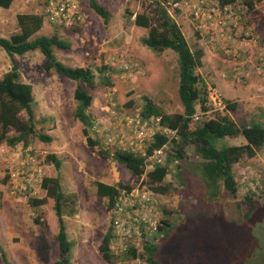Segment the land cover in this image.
Listing matches in <instances>:
<instances>
[{
	"label": "rangeland",
	"instance_id": "374dc122",
	"mask_svg": "<svg viewBox=\"0 0 264 264\" xmlns=\"http://www.w3.org/2000/svg\"><path fill=\"white\" fill-rule=\"evenodd\" d=\"M47 1L13 0L8 8H0V36L8 37L18 30L17 13L44 16ZM77 1L79 21L66 26L43 19L36 35L56 34L69 43L67 49L53 48L57 59L70 66H88L94 72L88 113L95 128H90L89 134L112 154L120 148L121 136L130 133L126 119L138 114L146 100L164 113L182 111L177 55L170 49L156 52L142 43L148 29L136 26L133 19L135 13L143 10V0H96L110 12L107 23L90 8L89 0ZM174 1L164 0L166 10L191 50L201 49L203 53L202 65L196 72L206 83L211 108L206 113L197 110L199 120L226 114L239 126L251 122L264 125V82L255 74L249 79L241 74L234 77L230 69L233 65L250 68L249 59L255 58L256 49H238L235 55L231 49L218 47L197 33L193 19ZM232 4L243 24V36L238 39L245 36L243 33L254 35L263 47L264 36L259 33L264 26V0L255 2L251 10L240 0ZM75 25L80 27L78 32L67 29ZM13 58L18 63L21 81L32 85L35 116L34 132L28 136L27 145H14L21 144L36 157L44 176L58 177L60 181L64 193L63 219L71 242L70 264H140L139 259L123 258V252L107 262L98 251L111 215L108 200L96 195L95 183L149 189L148 185L142 177L134 179L124 164L101 154L98 145L87 144L83 126L73 116L75 81L46 69L39 51ZM11 65V58L0 47V78ZM102 75L108 81H102ZM229 86L235 87L233 92ZM226 101L236 103L234 111L225 108ZM18 116L21 120L27 117L23 111ZM1 132L0 128V135ZM105 133L112 135L115 143L107 144ZM39 134L51 136V141L41 140ZM12 135L14 130H6V137ZM0 142L5 139L0 137ZM244 142L240 135L226 136L219 138L216 145ZM169 147L170 144L168 150ZM48 154L59 158L58 168L46 161ZM200 163L196 156L179 166L177 161H169L170 172L164 182L170 184V190L166 194L153 193L161 217L170 222L169 237L158 250L161 264H264V147L252 158L233 165L235 197L221 187L218 192L210 190ZM248 191L253 194L251 203L256 205L250 217L245 216L250 204L246 199ZM30 195L46 198L45 202L31 206L28 198L8 196L0 184V249L13 264H52L58 258L54 200L46 197L42 188ZM35 218L42 224L36 223ZM0 264H4L1 254Z\"/></svg>",
	"mask_w": 264,
	"mask_h": 264
},
{
	"label": "trees",
	"instance_id": "16d2710c",
	"mask_svg": "<svg viewBox=\"0 0 264 264\" xmlns=\"http://www.w3.org/2000/svg\"><path fill=\"white\" fill-rule=\"evenodd\" d=\"M221 1L236 3L237 0ZM240 1L248 10H251L255 2L259 0ZM12 2L13 0H0V8H8ZM89 6L103 19L104 23L108 22L110 12L104 5L96 0H89ZM43 19H45L43 15L34 12L17 13L18 30L8 37L0 36V47L11 58L12 62L11 68L0 78L1 139H5L10 145L21 142L23 146H26L28 136L34 132L35 116L32 85L21 81L18 63L13 56L23 55L30 51H39L44 57L46 69H53L56 73L75 81L73 99L76 105L73 116L81 122L82 133L87 144L89 146L98 145L101 154L111 157L117 163L124 164L131 170L134 179L142 177L152 193L166 194L170 190V184L164 182L170 172L169 161L175 160L179 166L181 162L196 156L201 159L200 167L207 187L215 192H218L221 187L220 189L228 192L231 197L236 196L237 182L232 167L239 161L252 158L258 150L264 147V125L251 122L239 126L226 114L199 120L197 110L206 113L211 108V105L208 104L209 93L206 83L196 72V68L202 65L203 53L201 49L191 50L178 24L170 16L165 5H162L158 0H143V10L135 13L133 19L136 26L148 29L147 35L142 38V43L145 46L156 52L170 49L177 55L178 96L183 107L182 111L164 113L157 105L146 100L139 112L143 118L160 117L159 125L175 133L168 136L156 131L147 146V152L150 153L154 148L164 143L170 144L164 164L149 165L144 157L124 148L116 149L111 154L108 149L100 144L99 140L89 134L92 119L88 113V108L92 102L90 88L95 85L94 72L88 66H70L57 59L53 48L67 49L69 43L56 34L36 35L43 25ZM52 24L56 23L52 22ZM78 28L80 27L75 25L67 29L78 32ZM100 72H102L101 69ZM102 77L104 78L102 81H108L106 76L102 75ZM225 108L234 111L236 103L226 101ZM22 111L26 113L25 120H21L18 116ZM8 129L14 130V135L6 137L5 133ZM239 135L244 138V143L222 147L216 145L219 138ZM38 136L41 140L51 141L49 135L39 134ZM46 161L54 164L57 168L61 163L55 154H48ZM95 186L96 195L108 200V209H110L113 199L120 189L130 188L121 184L117 186L100 181H97ZM41 188L45 191L46 197L54 200V212L57 217L58 231L55 239L58 243V258L52 264H70L71 242L67 237L63 219L64 193L58 177L44 176L41 181ZM246 195L250 204H248L245 216L250 217L256 209V205L251 203L253 194L248 191ZM45 199L28 197V203L31 206H37L43 204ZM35 221L42 224L39 218H35ZM169 225L170 222L162 216L158 223L157 233L151 235L145 232L142 236V246L137 248L129 245L122 253V257L139 259L141 260L140 264H161L158 250L161 243L169 237ZM111 237L112 229L109 226L98 246V251L107 262L115 256V253H112L109 248ZM0 254L4 264H13L6 259L5 253L1 249Z\"/></svg>",
	"mask_w": 264,
	"mask_h": 264
},
{
	"label": "built area",
	"instance_id": "2783aa9c",
	"mask_svg": "<svg viewBox=\"0 0 264 264\" xmlns=\"http://www.w3.org/2000/svg\"><path fill=\"white\" fill-rule=\"evenodd\" d=\"M158 1L164 5V0ZM174 5L193 19L200 36L205 35L218 47L231 49L229 51L235 55L238 49L255 48V58L249 59L250 68L239 67L236 74L233 75L232 71V76L241 74L245 79H249L255 74L264 82V45L261 47L259 39L254 35L248 36L247 33H243L245 36L238 39L242 35L240 32L243 24L232 3L221 0H176ZM44 18L50 23L71 25L81 19L78 1L50 0L45 8ZM221 75L225 76L223 72ZM210 98L214 100L212 95ZM159 121L160 117L143 118L139 113L127 118L126 126L130 133L128 136H121L118 147L129 149L144 157L149 165L164 164L168 143L154 148L150 153L147 152V146L156 131L168 136L175 134L174 131L160 126ZM91 128L94 129L95 125L92 124ZM104 136L107 144L115 143V138L109 133H105ZM43 177V167L27 148L21 144L16 146L6 141L0 142V184L8 196L30 197L31 192L41 189ZM110 215L112 237L109 248L115 254L124 252L129 245L140 248L143 234L157 233L161 219L154 194L138 185L118 191L110 207Z\"/></svg>",
	"mask_w": 264,
	"mask_h": 264
},
{
	"label": "crops",
	"instance_id": "0c3cea01",
	"mask_svg": "<svg viewBox=\"0 0 264 264\" xmlns=\"http://www.w3.org/2000/svg\"><path fill=\"white\" fill-rule=\"evenodd\" d=\"M258 33H259V32H258ZM262 33H263V34H262ZM259 34L264 36V26H263L262 32L260 31ZM238 68H239V67L234 66V65L232 66V68H230V69H233V70H231V72L233 71V75L236 74V70H237ZM244 68H245V67H244ZM228 88L231 89L232 92H233L234 89H235V87H232V86H229Z\"/></svg>",
	"mask_w": 264,
	"mask_h": 264
}]
</instances>
